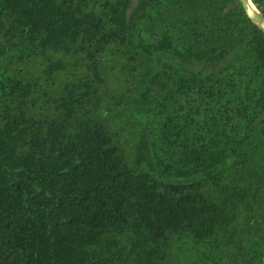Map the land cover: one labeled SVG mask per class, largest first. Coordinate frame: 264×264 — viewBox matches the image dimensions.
<instances>
[{
    "label": "trees",
    "instance_id": "16d2710c",
    "mask_svg": "<svg viewBox=\"0 0 264 264\" xmlns=\"http://www.w3.org/2000/svg\"><path fill=\"white\" fill-rule=\"evenodd\" d=\"M0 264H264L239 0H0Z\"/></svg>",
    "mask_w": 264,
    "mask_h": 264
},
{
    "label": "water",
    "instance_id": "95a60500",
    "mask_svg": "<svg viewBox=\"0 0 264 264\" xmlns=\"http://www.w3.org/2000/svg\"><path fill=\"white\" fill-rule=\"evenodd\" d=\"M239 2L248 19L264 31V18L253 6L251 0H239Z\"/></svg>",
    "mask_w": 264,
    "mask_h": 264
}]
</instances>
